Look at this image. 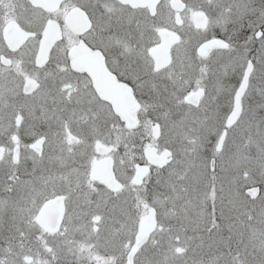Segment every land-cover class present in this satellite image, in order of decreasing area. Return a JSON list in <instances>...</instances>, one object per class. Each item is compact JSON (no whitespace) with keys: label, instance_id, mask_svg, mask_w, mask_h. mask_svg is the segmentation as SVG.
I'll return each instance as SVG.
<instances>
[{"label":"snow or ice","instance_id":"obj_1","mask_svg":"<svg viewBox=\"0 0 264 264\" xmlns=\"http://www.w3.org/2000/svg\"><path fill=\"white\" fill-rule=\"evenodd\" d=\"M0 264H264V0H0Z\"/></svg>","mask_w":264,"mask_h":264}]
</instances>
